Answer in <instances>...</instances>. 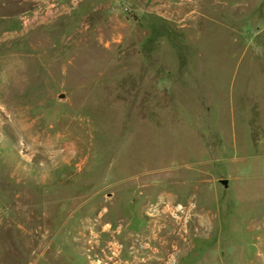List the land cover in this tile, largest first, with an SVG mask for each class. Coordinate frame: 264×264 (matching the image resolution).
Returning <instances> with one entry per match:
<instances>
[{"label":"rangeland","instance_id":"rangeland-1","mask_svg":"<svg viewBox=\"0 0 264 264\" xmlns=\"http://www.w3.org/2000/svg\"><path fill=\"white\" fill-rule=\"evenodd\" d=\"M0 264H264V0H0Z\"/></svg>","mask_w":264,"mask_h":264},{"label":"water","instance_id":"water-1","mask_svg":"<svg viewBox=\"0 0 264 264\" xmlns=\"http://www.w3.org/2000/svg\"><path fill=\"white\" fill-rule=\"evenodd\" d=\"M224 182H226V180H224Z\"/></svg>","mask_w":264,"mask_h":264}]
</instances>
